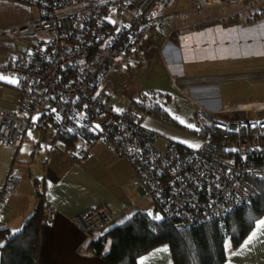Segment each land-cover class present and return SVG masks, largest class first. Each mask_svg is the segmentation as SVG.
Wrapping results in <instances>:
<instances>
[{"label": "built area", "instance_id": "2783aa9c", "mask_svg": "<svg viewBox=\"0 0 264 264\" xmlns=\"http://www.w3.org/2000/svg\"><path fill=\"white\" fill-rule=\"evenodd\" d=\"M12 1L37 7L40 17L6 32L31 45L25 54L0 66V73L14 76L19 88L16 112L0 110V147L18 148L27 128L38 123L43 112L42 121L53 123L59 134L104 142L116 158L125 160L134 186L142 188L161 216L174 221L179 230L250 206L259 193L258 184H264V102L226 105L220 98H210L204 106L171 80L193 103V115L202 128L224 135L204 139L197 148L168 140L160 149L159 134L141 123L136 103L130 101L123 111H116L101 85L108 69L119 71L125 56L137 51L170 0ZM191 2L195 9L223 10L229 3L245 5L247 11L264 9V0ZM112 15L121 20L120 27L112 23ZM147 47L161 51L153 43ZM17 187V178L8 176L0 188V210ZM51 216L52 209L47 208L43 221L49 222ZM116 217L107 207H97L84 210L74 221L86 236H93Z\"/></svg>", "mask_w": 264, "mask_h": 264}, {"label": "crops", "instance_id": "0c3cea01", "mask_svg": "<svg viewBox=\"0 0 264 264\" xmlns=\"http://www.w3.org/2000/svg\"><path fill=\"white\" fill-rule=\"evenodd\" d=\"M172 1L175 5L173 10H178L176 7L185 3L189 7L188 11H181L180 21L175 22L174 27H170L163 20ZM232 5L239 4L229 3L226 6ZM239 6L240 8L230 11L211 7L221 12L219 17L213 18V15L198 18L189 15L196 10L208 8L195 9L191 0H170L166 3L160 12L158 24L143 37L137 51L125 56L119 71L108 69L105 72L101 85L106 87L113 108L123 111L130 101L136 102L133 98H138L129 94L128 87L122 83V64L128 63L133 57H143L149 53L154 54L153 57L161 63L168 88L177 91L171 84V80H175L182 91L187 90L186 95L192 99L206 103L207 99L220 98L218 82L227 77L194 75L186 70V66L199 64L195 60L203 58L206 49L210 47H218L227 41L234 44L249 41L252 36L244 34L264 26V9L247 11L245 5ZM39 17L40 11L35 6L0 0V66L25 54L31 45V42L8 37L6 32ZM171 17L175 21L176 15ZM110 19L112 23H118V27L121 26L122 22L116 15H112ZM254 19L259 22L252 25ZM215 20H220V23L204 25ZM218 33H230L231 36L221 39L217 37ZM150 43L160 46L161 51L158 53L148 49ZM236 77L240 76L233 78ZM200 78H212L213 82L200 83ZM123 92L128 94V99L120 105L116 103L115 96ZM18 94L17 79L0 73V110L16 112ZM181 96L187 98L183 94ZM247 103L254 102L225 104ZM38 117V123L27 128L24 140L18 148L0 147V188L8 176H14L18 181L16 191L7 197L0 210V230L7 229L10 233L20 231L38 208V191L41 190L47 208L52 209V216L49 222H44L42 218L34 264H109L101 256L89 251V240L103 234L110 225L120 224L137 212L149 215L152 209L157 210L145 191L134 186L135 177L129 164L116 158L104 142H87L76 138L68 146L53 123L42 121L43 112ZM152 121L142 124L156 131L159 134L158 139L162 136L166 143L173 140L169 137L171 133L163 130L160 122ZM84 152L87 155L81 158ZM97 207H107L117 217L96 235L86 236L74 220L84 210ZM260 221H264V216L255 222L251 232L236 248L226 242L227 257L223 264H264V228L258 227ZM253 233L255 236L245 244ZM108 250L109 244L106 245L105 252ZM136 264L174 263L170 248L163 245L138 258Z\"/></svg>", "mask_w": 264, "mask_h": 264}, {"label": "trees", "instance_id": "16d2710c", "mask_svg": "<svg viewBox=\"0 0 264 264\" xmlns=\"http://www.w3.org/2000/svg\"><path fill=\"white\" fill-rule=\"evenodd\" d=\"M220 23L215 20L204 25ZM160 99L170 101L167 94ZM139 112L159 120L175 122L158 102H135ZM69 146L78 138L73 134H59ZM197 135L201 140H218L223 132L205 126ZM259 193L247 208L236 209L221 220H212L190 229L179 230L175 222L162 217L152 219L144 212H137L124 222L110 225L107 230L88 242L91 253L101 256L109 264H136L147 252L167 245L174 264H223L227 257L226 242L236 248L251 232L255 222L264 216V184H258ZM40 203L35 213L26 220L22 229L10 233L0 230V264H34L38 235L47 204L42 191H38ZM109 250L105 252L106 245Z\"/></svg>", "mask_w": 264, "mask_h": 264}, {"label": "rangeland", "instance_id": "374dc122", "mask_svg": "<svg viewBox=\"0 0 264 264\" xmlns=\"http://www.w3.org/2000/svg\"><path fill=\"white\" fill-rule=\"evenodd\" d=\"M174 6L172 1L163 19L170 27H174L175 22L178 23L180 21V13L186 9L188 11L189 8L187 3L178 5L176 7L178 10H173ZM234 8L238 9L240 6H226L225 9L230 11ZM220 13L215 8L200 9L192 12L189 17L201 18L214 15L213 18H217L220 16ZM173 14L176 15L175 21L171 17ZM258 22L259 20L256 19L252 22V25ZM244 35L252 36V39H248L249 41L240 44L227 41L218 47H210V49H206L203 58L195 60V63L199 64L186 66V70L194 75L227 77L225 80L218 82V93L221 103L236 104L243 101H264V26L258 30L251 29ZM229 36H231L230 33H218L217 35L221 39L225 37L228 39ZM153 56L154 54L149 53L143 57H133L129 59L128 63L124 62L122 64V83L128 87L129 94H132L133 97H138L133 98V100L140 102L141 99L144 101L146 98L147 101L158 102L162 108H165L169 117L174 121L177 119V121L168 122L159 120L147 115L144 111L139 112L138 117L141 119V123H147L150 120H153L152 122H160L159 124H161L162 129L171 133L169 137L177 142L180 147L197 148L202 141L200 136L197 135V131H200L202 126L193 115L194 108L191 100L184 98L177 91L172 90V88H168L167 77L164 74L161 63ZM234 76L240 77L233 78ZM212 82L213 80L207 83L210 84ZM176 85L179 86V83H176ZM159 94L169 95L170 101L167 102L166 99H160L161 96ZM127 95L126 92L117 94L115 96L116 103L120 105L124 103V100L128 99ZM156 145L160 149H165L166 139L161 136L156 141ZM149 213L152 219L158 220L157 217L161 218L159 211L152 209Z\"/></svg>", "mask_w": 264, "mask_h": 264}, {"label": "snow or ice", "instance_id": "6c2138e0", "mask_svg": "<svg viewBox=\"0 0 264 264\" xmlns=\"http://www.w3.org/2000/svg\"><path fill=\"white\" fill-rule=\"evenodd\" d=\"M14 82V81H13ZM157 219H159V217H157ZM258 227L259 228H264V221H260L259 224H258ZM255 236V233H253L252 236L249 237V239L247 241H245V244L249 243L252 238Z\"/></svg>", "mask_w": 264, "mask_h": 264}, {"label": "bare ground", "instance_id": "6f19581e", "mask_svg": "<svg viewBox=\"0 0 264 264\" xmlns=\"http://www.w3.org/2000/svg\"><path fill=\"white\" fill-rule=\"evenodd\" d=\"M202 105L207 106L206 103H203ZM242 105H244V104H242ZM242 105H241V106H242ZM208 107H210V106H208Z\"/></svg>", "mask_w": 264, "mask_h": 264}]
</instances>
